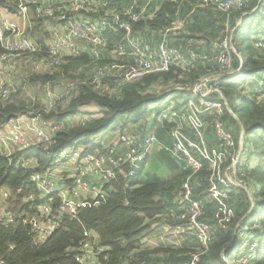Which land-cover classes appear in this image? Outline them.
<instances>
[{
    "label": "built area",
    "instance_id": "obj_1",
    "mask_svg": "<svg viewBox=\"0 0 264 264\" xmlns=\"http://www.w3.org/2000/svg\"><path fill=\"white\" fill-rule=\"evenodd\" d=\"M10 1L4 0L7 4ZM141 1L129 0L127 7L121 10L114 9L108 13L104 9L108 10L109 0H74L59 6L34 4V9L29 5L31 2L21 0L18 14L22 23L0 12V101L12 103L21 98L28 103L24 113L11 118L0 130L1 153L11 160L12 154L17 150H27L36 145L48 149L54 143V135L64 129L66 122L45 118V114L67 106L83 83L80 77L69 78L60 96H57L51 80L45 83L41 80L36 81V84L41 83L44 87V95L42 98L39 97L36 103V96H30L32 91L23 90L20 79L12 75L17 61L25 60L35 74L49 75L67 63L68 58L86 53L93 60L86 75L87 80L94 90L102 94H112L126 83L135 82L150 73L166 71L171 65L183 68L192 65L187 62L197 57L194 48L188 46L184 50L181 46L173 45L168 37L172 31L183 28L184 21L181 18L177 20L180 26L174 27L173 24L171 28L157 32V41L154 40L155 32L133 30V22L152 18L154 15L147 14V10L152 8L153 0H145L143 4ZM204 3L214 5L226 14L229 32L223 36L220 50L213 57L216 66H212L209 72L202 75L194 84L175 85L176 90L189 92L188 98L184 100L186 102L173 99L162 108L153 106L149 110L145 122L147 126L153 121L159 125L170 124L168 133L172 138L171 145L160 142L155 130L150 132L145 130L143 134V129L136 132L126 130L120 125L115 129V139L104 150L84 154V148L64 149L55 156L52 167L35 171L30 175V181L37 187L41 198L57 195L65 210L71 215H76L77 208L97 205L107 198L109 191L105 185L116 178L118 173L125 178L132 177L150 157L154 146L160 145V148L168 152L177 163L182 164L184 170L189 171L175 196V202L185 210L188 219L186 225H178L177 228L194 231L199 246L190 252L187 260L178 264H201L202 257L212 242L210 224L203 219L205 205L193 196L194 182L198 181L204 169V162L209 161V169L213 170L209 193L215 198L228 199L235 185L250 190V183L242 169V142L245 131L242 128L237 142L234 133L223 120L227 109L231 110L220 89L222 79L238 75L241 70L233 68V54L236 48L233 34L229 29L230 18L235 11L246 10L249 3L248 0H204ZM31 10L35 17L47 22L53 20L45 53L41 50L39 42L27 31ZM89 12L101 13L98 16H91ZM120 30H123L124 34L121 40L114 44L119 61L103 63L101 60L109 46V33L117 34ZM256 44L263 50L264 36L260 37ZM240 62L244 63L241 56ZM54 74L53 72L50 75ZM259 86L261 97L258 98L261 99L264 96V79L259 82ZM211 94H217V97L212 98ZM28 96L32 101L27 99ZM31 102L32 107H29ZM81 123H85V119ZM208 126L215 132L218 150L211 149L205 140ZM65 162L74 166L75 172L68 170V179L71 183L59 184L58 180L65 179L66 176L55 175V171ZM218 163L224 165L221 172ZM13 164L25 169L38 165L34 158L17 160ZM123 164L129 165L128 171L122 170ZM11 195L8 187L0 190V223L7 225L16 218H21L29 226L37 241L45 242L59 225V221L51 215V206L47 203L41 205L36 214L26 212L16 214L9 208ZM30 198H33V194H30ZM170 212L171 218L175 220L183 216L174 210ZM85 235L90 239L79 244L81 251L79 263L105 264L108 259L104 255L107 248L100 245L99 234L86 230ZM253 246L255 244H252ZM241 263L246 264V259ZM0 264L4 263L0 260ZM141 264H147V261H142Z\"/></svg>",
    "mask_w": 264,
    "mask_h": 264
},
{
    "label": "trees",
    "instance_id": "obj_2",
    "mask_svg": "<svg viewBox=\"0 0 264 264\" xmlns=\"http://www.w3.org/2000/svg\"><path fill=\"white\" fill-rule=\"evenodd\" d=\"M20 1L11 0L7 4L4 0H0V6L8 7V10L14 13L18 11ZM185 1L163 0L159 6H156L152 18L133 22V30H149L151 33L165 31L187 13L191 15L187 16V19H190L185 20L186 24L196 26L199 23V17L192 16V14L197 6H194L191 0H189L191 4L188 2L189 6H187ZM201 1L203 6H211L205 4L204 0ZM248 3L249 6L246 10L235 11L231 15L230 32L233 34L234 44L237 33L252 37V50L243 64L240 62L238 53L234 52L233 68H241L240 75L222 79L220 89L228 106L230 104L233 106L234 114L227 109L223 117L228 129L234 133L237 142L240 139L242 128L246 136L250 133L262 147L263 159H259L257 165L250 166L253 150L250 152V156H246L248 146L246 145L247 137H245L242 142V169L250 183V190L237 185L233 187L230 197L226 200H232L234 193H240L241 196L237 199L235 214L231 211L225 224L215 218L219 215L211 208V205L207 204L212 199L207 195L213 180V170L209 169V161L204 162V169L200 173L198 181L194 182L193 196L205 205L206 211L203 219L210 224L212 242L208 251L203 255L201 264H243L241 263L243 259H246V264H264V96L261 99L258 98L261 97L259 82L264 79V49L260 50L256 44V41L264 36V0H248ZM114 4L113 0H109L107 7H113ZM29 5L34 9V3H29ZM185 6H187V11L183 13ZM121 9L123 8H118V10ZM217 10L224 14L222 21L224 20L225 29L226 14L218 8ZM101 12L104 11L101 10ZM101 12H89V15L98 16ZM39 19L41 27L43 19ZM227 32L229 31L226 26L221 40ZM123 34V30L117 34L109 33V45H114L116 41L121 40ZM187 36L189 35H184V37L190 38ZM194 41L190 38L186 42H189L188 45L193 48L196 45ZM38 42L41 50L45 53L46 40ZM212 60V63L210 64L208 61L206 66L197 67L194 64L187 69L171 65L166 71L150 73L135 82L126 83L112 94H102L94 90L87 80L86 75L93 62L90 55L84 53L81 56L68 58L67 63L61 66L63 69L61 76L68 73L71 78L80 77L83 83L67 106L59 107L57 110L45 114V118L66 122L69 117L79 114L81 108L90 105L98 106L101 109V114L98 117L86 119L83 124L72 127H68L66 122L64 129L54 135V143L48 149L36 145L27 150H17L12 154L11 160L0 152V190L3 187H8L11 190L10 210L16 214L22 212L36 214L39 207L47 203L51 206L52 217L59 221L54 233L43 243L37 241L29 226L21 218H16L14 222L7 225L0 223L1 262L4 264H80L78 261L81 254L79 244L90 239L85 235L86 230L97 232L100 245L107 248L104 253L108 257L105 264H141L142 261L159 264L161 262L155 261L152 257L153 254L159 253L169 254L170 257L168 259L165 257V259L171 264L187 260L190 252L185 253L186 249H173L164 246L144 249L142 248V238L151 230V225L158 217L165 215L171 218V210L178 213L175 206L179 205L175 202V196L180 190L188 170L180 171L175 178L170 180H165L157 174H151L147 179H142L148 158L132 177L125 178L121 173H118L116 178L105 185L109 191L108 197L97 205L77 208L76 215H71L65 210L57 195L41 198L37 187L30 181V175L35 171H43L52 167L55 156L64 149L82 146L84 154L104 150L107 144L105 138L116 129L120 121L123 126L128 123L141 124L140 129L144 130L143 134L145 130L147 132L155 130V135L160 142L171 145L172 138L168 133L170 124L159 125L153 121L150 126H147L145 122H147L148 112L153 106L162 108L172 97L176 100L179 96L188 98L189 92L176 90L175 85L194 84L202 75L208 73L212 66H216L214 59ZM101 61L108 62L104 57ZM59 76L58 73L53 76L35 74L31 81L41 80L45 83L47 80ZM160 81L166 83L164 89L159 93L151 92L150 87ZM210 97H217V94H211ZM27 105L28 103L21 98L12 103L0 101V130L8 124L11 118L24 113ZM134 131L141 132L136 129ZM209 136H212L218 145L214 130L208 126L205 131V140L212 149L215 145L210 143ZM160 157L166 165L178 168V163L171 159V155L165 150ZM28 158L36 159L38 165L25 169L13 164L17 160ZM121 168L123 171H128L130 167L123 164ZM216 180L219 181V179ZM162 190L169 194L172 193L170 202H164L158 198ZM30 194H33L32 199ZM181 213L178 214L185 217L181 216L177 220L171 219L177 221L178 224L185 223L188 216L182 211ZM208 213L214 216V230L207 218ZM227 224L228 227H226ZM253 232L255 234H252ZM244 233L249 236L242 238ZM234 236L235 241L232 244ZM257 237L258 240H256ZM252 244L255 246L252 247ZM251 247L252 249H250ZM126 259L129 262H125Z\"/></svg>",
    "mask_w": 264,
    "mask_h": 264
},
{
    "label": "rangeland",
    "instance_id": "obj_3",
    "mask_svg": "<svg viewBox=\"0 0 264 264\" xmlns=\"http://www.w3.org/2000/svg\"><path fill=\"white\" fill-rule=\"evenodd\" d=\"M24 1L28 2L29 0H24ZM37 1H39V2H37ZM58 1H61V0H35V3H36V5L54 6V4H52V3H56ZM70 1H74V0H70ZM122 1L125 3H127V2L129 3V0H122ZM191 1H193L194 6H197V8L194 11V13L192 14V16H194V15L198 16L199 17V23L193 27L190 25L188 26V24H185L186 22L184 20L183 28L181 30L176 29V30L172 31V34H169L168 37L170 39V42L173 45L178 46V47L181 45L182 47H184V50L186 49V47L189 46L188 45L189 42H186L188 39L191 38L192 40H195L194 43L196 45L193 48L197 53V57L194 60H190L188 57L189 60L187 63L192 64V65H188V67H191L194 64H196L197 67L198 66L199 67L200 66H206L208 64L207 63L208 61L210 64L212 63V61H213L212 59H213L214 55H216V53L220 49L221 37H222L224 31H226V22L224 23V25H225V29H224V26H223L224 20L222 21V19L224 18V14L219 12L217 10V8L214 7L213 5L203 6L201 0H191ZM31 3H33V2L31 1ZM160 3H161V0H153L152 8L147 10V14L153 15L155 12L156 6H158ZM64 4H67V2H65ZM221 14L223 17L221 16ZM11 17H12V15H11ZM189 19L190 18H188L187 21ZM20 20L21 21H19V23H22L23 22L22 19H20ZM42 21L43 22H42V25L40 27V22H41L40 19L38 17H35L34 13L31 10L30 23L28 22L29 30L27 29V31H28V34L33 39H35L37 41L46 40V42H47V40L49 39V35L51 33L53 20L48 21V22L46 20H42ZM174 24H175L174 27L181 25L177 21H175ZM184 33L186 35H189L190 38L184 37V35H185ZM189 36H187V37H189ZM154 40L155 41L158 40V34L157 33L155 34ZM251 44H252V37H250L249 35L237 33L236 40H235V48H236L235 53H238L237 54L238 57L241 56L243 58V60H246L248 58L250 51L252 50ZM104 58L108 62H118L119 61L118 57L116 55V52H115L114 45H109L108 48L104 51ZM197 60H199V61H197ZM22 61L24 63V66L22 68H20L19 74H17V72L15 74L17 77L19 76L18 78L20 79L19 82L21 83L22 89L23 90H25V89L29 90L30 89L32 91L30 96H32V97L36 96L35 102L38 103L37 99L39 97L42 98L44 95V87L41 83L36 84L35 83L36 80L31 81V78L33 75H35V73L33 72L31 65H27L25 63V60H22ZM22 61H20V62H22ZM188 67H185V69H187ZM53 72L60 74L59 77L51 80L54 93L57 94V96H60L61 92L64 89V86L66 84L67 79H69L71 77H69L68 73H66V74L64 73V76H61V74H63L62 67H58L57 69L52 71L50 74H52ZM45 74H47V73H45ZM238 75H240V73H238ZM165 84L166 83L160 81L158 83L153 84L149 90L151 92L159 93L164 89ZM30 96H28L27 99L32 101V98ZM186 98L187 97L183 98L182 96L177 97L178 100H183V101ZM172 100H173V97L169 101H172ZM184 102H186V101H184ZM29 107H32V102L29 104ZM154 107H157V106H154ZM230 110L231 111L233 110V106H230ZM100 114H101V109L96 105H90V106L83 107V108H81V111L79 114H76L75 116H71L68 118L67 126L72 127V126H75L77 124H81L83 119L86 120L88 118L98 117ZM235 117H237L236 114H235ZM122 124L123 123L120 121V123L117 125V127L122 125ZM141 126H142L141 124H137V123H128L127 125H124V128L126 130H135L136 129V130L141 131V129H140ZM185 126L187 127L186 124H185ZM112 132H114V133H112ZM112 132H111V135L109 136V138L106 140V143H108V144H106V146L109 145L116 137L115 130ZM245 137H247L246 145L248 146L247 151H246V156L247 155L250 156V152L253 150L252 151V157L253 158H251V164L250 163L249 164H250V166L257 165L259 159H261V158L263 159V156H262L263 149L261 146L258 145L255 138L250 133H248L247 136L245 135ZM209 139H211L210 143H213L215 145V146H213V149L218 150L219 146H216V140H214V138L212 136H209ZM79 147H80L79 149L83 148L82 146H79ZM150 155H152V153ZM170 158L173 159L172 157H170ZM65 163L63 166L56 168L57 171H55V175H62L63 176V174H69V173H64L63 170H66V169L70 170L71 172H75L74 166H72L69 162H65ZM152 163H154V157H152V159H151V165H152ZM177 165H178L177 170L170 168V171H168L170 173V176L175 175L176 172L178 173V170L181 172L184 170L182 167V164L178 163ZM218 165H219V170L221 172V168L223 169L224 165L222 166V164H219V163H218ZM226 165L227 164H225V166ZM157 168L158 167L156 165V169ZM58 178H60V177L58 176ZM58 183L64 184V183H66V181L63 178H60L58 180ZM240 196H241L240 193H237V194L234 193L233 198H232L233 201L232 200L227 201V200H219V199L215 198L214 196H212L208 192L207 197L212 198V199L210 201H208L209 203L207 202V204L211 205V208L214 209L216 211V214L219 215V216H216L215 218H218L219 222H223L225 224L227 219L230 216L231 211L233 213L235 212V206H237V199H239ZM215 199H217V200H215ZM182 212L185 213V210L182 209ZM182 217H185V216L183 215ZM207 218L211 223L212 229L214 230V224H215L214 223V216L209 214L207 216ZM171 222L174 223V225H173L174 227L172 229H168V231L166 232L167 234H169L172 237L171 241L168 243L169 246H177L180 249H186L187 251H185V253L187 252V254L189 252L195 250L199 246V242L197 240L195 232L192 230L187 231L188 229L187 230L182 229V227L177 228L178 225H186L185 223L187 221L183 224H178L177 221H174V220H171ZM226 227H228V224L226 225ZM252 234H255V233L253 232ZM248 236L249 235H246V233H244L242 235V238L248 237ZM252 236L254 237V235H252ZM256 240H258V237L256 238ZM166 255H167L166 253H163V254L159 253V254H157V256H155L153 258H155L154 259L155 261L161 262L159 264H165V263L171 264V262H169L167 259H165ZM125 262H129V260L126 259ZM153 263L158 264L155 262H153Z\"/></svg>",
    "mask_w": 264,
    "mask_h": 264
},
{
    "label": "crops",
    "instance_id": "obj_4",
    "mask_svg": "<svg viewBox=\"0 0 264 264\" xmlns=\"http://www.w3.org/2000/svg\"><path fill=\"white\" fill-rule=\"evenodd\" d=\"M29 1L30 2L32 1L33 3H35V0H29ZM69 1L70 0H61V1H58V2L52 3V4H54V5L64 4L65 2L68 3ZM113 1L115 3L114 6L113 7H107L108 10L104 9V11H106L108 13H111L114 9L124 8V7H127L128 4H129V3L127 4V3L123 2L122 0H113ZM143 1H141L142 4L144 3ZM162 1L163 0H161V2ZM37 2H39V1H37ZM188 2H189V4H191V2L189 0H186L185 4L187 3V6H189ZM187 6H185V9H184L183 13L187 11ZM0 12L6 13L11 19H13L14 21H16L18 23H19V21H21L20 20L21 17L18 14V11L12 13V12H10L8 10V7L0 6ZM11 15H12V17H11ZM189 15H191V14L187 13L184 17H181V20H183V21L186 20L187 16H189ZM23 66H24L23 61L22 62H18L17 61L16 62V69L12 72V75L14 77H17L15 73L17 72V74H19L20 68H22ZM67 120L68 119H66V122H67ZM110 135H111V133H109L107 135V137L105 138V141L109 138ZM163 151L164 150L160 148V145H155L154 146L153 151H152V155H150V157L148 159V162L146 163L144 172L142 174V179H147L148 176H150L151 174H157V175H159L161 178H163L165 180H170V179H173V178H175L177 176V174L180 172L179 170H178V173L176 172L175 175L170 176V173L168 172V171H170V168L171 169H176V170L178 168H173L171 166H168L162 161L160 155L162 154ZM152 157H154V163H152V165H151ZM250 164H251V161H250ZM156 165L158 167L157 169H156ZM63 171H64V173H68V169L63 170ZM65 176H66V178L64 180H66L67 183H71L69 181V179H68L69 174H64V177ZM158 198L163 200L164 202H170L172 200V193L169 194L166 191L162 190L160 192V194L158 195ZM175 207H176V209H178V213L182 214L181 213V211H182L181 209L182 208L180 206L177 207V205ZM171 220L172 219L170 217H167L165 215L158 217L157 220L151 225V230L142 238V243H143V247L142 248L150 249V248H154V247H158V246H164V247H168V248L178 249L179 247H177V246H169V244H168L171 241L172 237L169 234H167L166 232L168 231V229H172L174 227L173 226L174 223H172ZM181 226H183V225H181ZM155 256H157V254H153L152 255V257H155ZM166 257L168 259V257H170L169 254H167ZM153 259H155V258H153ZM149 263H152V262H147V264H149Z\"/></svg>",
    "mask_w": 264,
    "mask_h": 264
},
{
    "label": "water",
    "instance_id": "obj_5",
    "mask_svg": "<svg viewBox=\"0 0 264 264\" xmlns=\"http://www.w3.org/2000/svg\"><path fill=\"white\" fill-rule=\"evenodd\" d=\"M236 233H237V230H236ZM236 233H235V236H236ZM235 236H234V238H233V242H232V244H233V243H234V241H235ZM232 244H231V245H232Z\"/></svg>",
    "mask_w": 264,
    "mask_h": 264
}]
</instances>
